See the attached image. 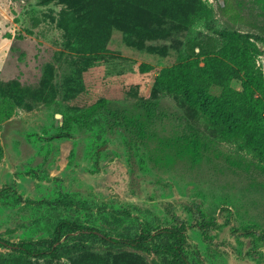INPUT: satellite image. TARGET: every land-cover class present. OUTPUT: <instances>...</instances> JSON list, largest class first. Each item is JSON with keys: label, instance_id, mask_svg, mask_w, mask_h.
Returning <instances> with one entry per match:
<instances>
[{"label": "rangeland", "instance_id": "374dc122", "mask_svg": "<svg viewBox=\"0 0 264 264\" xmlns=\"http://www.w3.org/2000/svg\"><path fill=\"white\" fill-rule=\"evenodd\" d=\"M62 220L0 264H264V0H0V240Z\"/></svg>", "mask_w": 264, "mask_h": 264}, {"label": "trees", "instance_id": "16d2710c", "mask_svg": "<svg viewBox=\"0 0 264 264\" xmlns=\"http://www.w3.org/2000/svg\"><path fill=\"white\" fill-rule=\"evenodd\" d=\"M212 75V74H211ZM239 78H242L244 80V76H241L240 73L237 74ZM182 76L179 73H176L175 71L170 72V70H163L162 75L160 76V83L164 85L169 91L178 93L180 91H183L186 89L185 97L188 100V102L191 103H197V102H203L204 105H208L209 107H219L222 106L225 103L226 97H216L214 95H211L207 91L203 89L201 91L202 87L199 86L197 81L195 83L187 82L186 80H181ZM252 77L247 75L245 77L244 82V92L243 94L246 95L250 101V103L257 107L260 106L261 98L257 97L255 93L251 92L250 87V81ZM249 81V83H248ZM198 85V86H197ZM190 86V87H189ZM95 231L97 229L90 228L84 225H81L77 222H72L68 220H62L55 229V234L50 239H44L41 241H24L21 243H10L5 240H0V245H11L14 247H20L25 253L29 255H36L38 256H56L57 254V244L60 243L62 240L63 234L65 231ZM173 239L175 240V245L172 247L173 256H178L179 252L176 249V246L185 239L184 235L181 233V229L179 227L173 229L172 231ZM134 241H137V239H134ZM116 242V241H115ZM118 242V241H117Z\"/></svg>", "mask_w": 264, "mask_h": 264}]
</instances>
